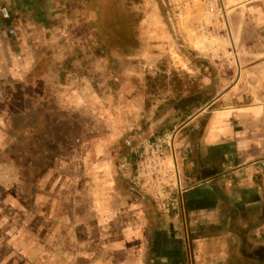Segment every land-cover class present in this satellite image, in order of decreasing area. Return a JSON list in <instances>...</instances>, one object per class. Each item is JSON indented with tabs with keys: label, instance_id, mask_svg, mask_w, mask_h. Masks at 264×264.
<instances>
[{
	"label": "crops",
	"instance_id": "0c3cea01",
	"mask_svg": "<svg viewBox=\"0 0 264 264\" xmlns=\"http://www.w3.org/2000/svg\"><path fill=\"white\" fill-rule=\"evenodd\" d=\"M219 1L235 53L231 78H200L213 93L182 128L200 120L197 139L176 155L173 173L168 165L162 171L169 183L174 178L171 188L130 187L133 201L122 200L113 182L97 186L102 195L86 218L79 177L66 199L57 182L63 158L46 149L49 126L61 123L47 121L45 99L52 94L62 115L76 99L68 81L56 83L41 68L25 15L3 9L14 0H0V264H264V0ZM20 139H39L46 150L33 155L23 144L19 155ZM36 161L55 163L36 173ZM102 174L115 176L110 167Z\"/></svg>",
	"mask_w": 264,
	"mask_h": 264
},
{
	"label": "rangeland",
	"instance_id": "374dc122",
	"mask_svg": "<svg viewBox=\"0 0 264 264\" xmlns=\"http://www.w3.org/2000/svg\"><path fill=\"white\" fill-rule=\"evenodd\" d=\"M114 1L14 0L3 7L25 15L23 19L33 29L31 45L37 56L50 47L59 56L81 48L84 60L73 66L66 80L67 94L72 92L76 99L75 110L64 115L62 134L57 137L52 133L61 145L58 149L49 145V156L63 158L57 164L61 171L57 182L63 184L66 199H71V188L75 189L79 177L80 214L86 218L91 216L88 204L102 195L97 186L113 182L122 200L133 201L137 197L130 187L144 191L153 183L161 189L171 188V175L161 174L156 179L151 165L141 166V160L147 157L153 161L156 145L165 157V169L172 168L176 155L185 154L186 145L197 139L203 124L198 120L195 129L182 128L206 110L205 105L196 103L200 105L201 98H209L212 92L205 89L202 77L223 75L229 83L230 62L235 57L219 0H137L138 4L131 3L141 17L137 23L122 6L124 0L120 5ZM98 2L108 10L101 11ZM68 11H73L74 20L68 18ZM105 16L107 21L116 17L119 28L125 24L135 39L130 43L124 36H112L102 42L106 44L102 54L96 55L93 24L97 27L98 18L104 21ZM198 92L204 96L196 98ZM36 119L33 114V121ZM23 144L33 155L42 151L39 139L29 145L20 139L19 155L24 153ZM54 163L33 164L38 173L46 166L51 170ZM109 167L115 172L113 181L102 176ZM84 228L82 224L83 237Z\"/></svg>",
	"mask_w": 264,
	"mask_h": 264
},
{
	"label": "trees",
	"instance_id": "16d2710c",
	"mask_svg": "<svg viewBox=\"0 0 264 264\" xmlns=\"http://www.w3.org/2000/svg\"><path fill=\"white\" fill-rule=\"evenodd\" d=\"M121 1H123V0H115L114 2H116L118 5H120ZM124 1H125V3H123L122 6L124 7L125 11L126 12L129 11L130 16L134 17L136 23L139 22L141 20V17H139L138 15L135 14V12H134L135 10H132L133 5H131V3H133L134 5L138 4L137 0H124ZM98 4H99L101 11H107L108 10V8L105 7L101 2H98ZM67 16L70 20L75 19L74 18L75 15H74L73 11H68ZM110 17H111L110 21L109 20L107 21L108 17H106V16H105L104 21H101L102 19H100V17H99L98 21H97V27H96L95 23L93 24L95 27V32L93 34V37L96 40V44H97L95 46L93 53L96 55L102 54L101 50L103 48H105V46H106V44L104 45L102 42L110 41L113 38L112 36H117V37L124 36L128 42L131 43L133 41L134 33L129 32L127 30V28L124 26L125 24H123L122 29L119 28L120 23L119 22L116 23L117 18L114 16H110ZM118 30L121 31L122 33L119 34ZM134 39H135V37H134ZM80 49H81L80 47H74L73 49H71L69 51H65L60 56H59L58 52L55 51V48H53V47L45 49V52L43 53L42 58H41L42 59L41 68L45 69V71L47 70L49 73H51L52 76H54L56 83L57 82L58 83L59 82L65 83V81L67 80V76L70 74L73 66L77 63L80 64L84 60L81 56ZM39 72H40V69L35 71V76L37 78L40 76ZM39 78H38V80H39ZM35 83H37V84H35V87H33L32 93L34 95H37L36 101L39 102L38 100L40 99V96L44 95V94H41V86L40 85H42V83H40V82H35ZM194 96H197L196 98H201L204 95L202 94V92H198V93H195ZM210 99H211L210 95H209V98H201L200 105L198 104V102L196 103V105L197 106L204 105ZM45 100L48 103V107H49L48 113H50V114H48L47 121L51 124H53L54 122H57V121H59V123H61L58 125L57 131H56V128L54 126H49V131H48L49 134L47 136L49 138V140H48L49 144L46 147L47 152L49 154L50 153L49 152V145L50 146L54 145L56 147V149H58V146L61 145L60 141H58L59 142L58 146L51 143V142H54L53 139H57L53 136V134H55V136H57V137L62 134V131H63L62 128H64V120H63L64 118L63 117H64V115L68 116L69 114H72V113H70V112L66 113L65 112L62 115L61 113H58L59 111L56 112L55 107H54L55 106V99H54V96L52 94H48V96ZM16 102H17V104H19V106L23 105L22 102L20 103L19 99H17ZM185 115L189 116L190 111H187L185 113ZM51 133H53V134H51ZM154 142H156V140ZM46 149H44L42 147V151H45ZM49 155L51 156V154H49Z\"/></svg>",
	"mask_w": 264,
	"mask_h": 264
},
{
	"label": "built area",
	"instance_id": "2783aa9c",
	"mask_svg": "<svg viewBox=\"0 0 264 264\" xmlns=\"http://www.w3.org/2000/svg\"><path fill=\"white\" fill-rule=\"evenodd\" d=\"M172 159H174L172 157ZM176 159V157H175ZM142 162L140 163L141 166L142 164L146 165L147 163L150 164V170L153 171V173H155V178L158 179L157 176H161L162 171L164 170L163 165L165 164V157L163 155V152L160 150V148L156 145L155 146V159L153 161H149V159L147 157L142 158L141 160ZM172 162L174 163V160H172ZM172 163V168H170L168 171H171V173H173V171H175V166ZM143 171V168H142ZM157 182V181H156Z\"/></svg>",
	"mask_w": 264,
	"mask_h": 264
}]
</instances>
